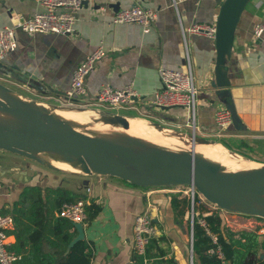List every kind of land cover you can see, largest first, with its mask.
I'll return each instance as SVG.
<instances>
[{
  "label": "crops",
  "instance_id": "crops-1",
  "mask_svg": "<svg viewBox=\"0 0 264 264\" xmlns=\"http://www.w3.org/2000/svg\"><path fill=\"white\" fill-rule=\"evenodd\" d=\"M263 1H249L235 30L227 68L230 85L220 90L232 100L235 118L222 132L214 121L217 108L224 106L217 97L220 91L208 87L216 61L214 41L201 35L186 34L183 38L181 32V27L196 23L215 24L219 11L215 1L187 0L174 7L171 0H85L77 14L73 34L29 36L17 31V48L1 63L15 75L7 77L27 93L54 104L55 97L69 90L72 74L80 62L102 44L105 55L84 81L86 93L82 102L92 103L103 85L115 89L132 85L137 97L117 115L189 134L191 117L187 109H154L151 100L153 93L162 88L160 69L186 72L190 65L198 91L195 115L198 138L215 139L214 145L246 160L245 149L257 148L264 152V32L259 40L253 39L254 24L264 23V5L258 6ZM135 5L156 12L155 22L147 34L138 25L112 22L115 13ZM39 11L36 0H0V30L11 24L14 15L28 18ZM222 142L232 145L237 152ZM253 142L260 143V147ZM31 183L70 191L82 197L87 206L100 207L97 216L83 228L84 240L92 250L90 264H134V220L149 206L158 230L149 245L150 264H190L191 200L188 195L178 193L177 187L141 188L114 177L95 175L67 179L39 169H33ZM18 186L7 180L1 183L0 209L16 200ZM204 206L209 211L215 210ZM241 227L240 230H258L264 235L261 224ZM13 229L9 231L10 248L15 244Z\"/></svg>",
  "mask_w": 264,
  "mask_h": 264
},
{
  "label": "water",
  "instance_id": "water-1",
  "mask_svg": "<svg viewBox=\"0 0 264 264\" xmlns=\"http://www.w3.org/2000/svg\"><path fill=\"white\" fill-rule=\"evenodd\" d=\"M214 1L219 5L215 21L216 61L208 87L220 91L230 85L227 68L235 30L250 0ZM0 74L15 77L1 62ZM217 97L234 119L235 108L227 93L220 91ZM0 112L23 120L16 127L0 121V151L32 159L39 164L43 163L36 157L37 153L56 154L67 162L80 164L86 175L114 177L135 187L189 186L219 209L264 220V166L237 172L216 170L194 151H166L133 137H91L65 128L61 120L32 103L19 100L1 84ZM100 121L121 125L125 130L129 127L126 118L117 114H103ZM191 139L193 148L196 140L209 143L194 135ZM14 172L12 178L27 181L26 172ZM73 225L78 233L73 242L84 240L83 227Z\"/></svg>",
  "mask_w": 264,
  "mask_h": 264
},
{
  "label": "built area",
  "instance_id": "built-area-1",
  "mask_svg": "<svg viewBox=\"0 0 264 264\" xmlns=\"http://www.w3.org/2000/svg\"><path fill=\"white\" fill-rule=\"evenodd\" d=\"M85 0H36L41 11L31 17L25 18L22 15H14L8 27L0 30V62L10 52L17 48L16 32L20 31L26 35L53 34L58 36H69L74 33V24L77 20L78 12L83 8ZM176 7L178 2L187 0H171ZM214 1V0H211ZM264 5V1L258 6ZM156 12L149 8L135 5L128 9H123L114 14L112 22L114 24H134L141 27L144 34L149 33L151 26L155 22ZM183 38L185 35H201L212 41L215 40V24L196 23L187 28L181 27ZM264 32V23L257 22L253 26V39L259 40ZM105 55L104 47L99 44L96 49L80 62L72 74L70 88L66 93L54 98V103L63 107L75 108H95L105 111H119L125 105L137 97L132 85H127L123 89H115L108 85L100 87L92 103H84L85 87L84 81L94 68L95 64ZM264 63V59H263ZM159 79L162 88L155 91L152 96L151 106L154 109L181 107L190 112L191 125L190 134L197 137L195 127V115L197 105V88L190 65L186 72L174 71L169 69L159 70ZM214 121L219 131L227 130L232 123V114L225 107L217 108ZM1 187V181H0ZM178 193L186 194L191 200L190 223L191 229L188 238L190 264H193V220L204 229L210 236L207 224L202 216L193 211L195 197L200 199L199 193L189 187H177ZM87 202L77 199L73 202L65 201L58 208L56 215L58 218L65 219L72 224H80L83 228L87 223L85 208ZM147 207L143 212L135 217L133 232V251L136 255L143 258L142 264H150L146 258L147 247L151 240L158 235V230L153 223V213ZM13 228V218L11 215L0 214V264H20L22 256L11 250L9 242V231ZM213 238V237H212ZM215 241V238H213ZM219 256L221 257L220 253Z\"/></svg>",
  "mask_w": 264,
  "mask_h": 264
},
{
  "label": "trees",
  "instance_id": "trees-1",
  "mask_svg": "<svg viewBox=\"0 0 264 264\" xmlns=\"http://www.w3.org/2000/svg\"><path fill=\"white\" fill-rule=\"evenodd\" d=\"M31 182L15 183L20 188L16 200L0 209L1 215L13 218L15 244L11 250L22 255L20 264H90L92 250L89 243L85 240L73 242L78 235L74 225L55 217V211L63 202L82 197L60 188H42ZM99 211L100 207L93 204L86 206L87 221L93 220ZM193 211H198L199 216L209 213L202 219L210 234L208 236L194 218L193 264H264V235L258 230H231L224 225L217 210L209 211L197 197ZM148 252L149 246L146 258ZM142 261L143 258L134 252V264H142Z\"/></svg>",
  "mask_w": 264,
  "mask_h": 264
},
{
  "label": "bare ground",
  "instance_id": "bare-ground-1",
  "mask_svg": "<svg viewBox=\"0 0 264 264\" xmlns=\"http://www.w3.org/2000/svg\"><path fill=\"white\" fill-rule=\"evenodd\" d=\"M38 109H42L46 112H49L63 123L65 128L76 130L81 132L85 135L96 137V136H104V137H133L137 139H141L145 141L149 146L156 147L162 150L171 151L168 147V142L170 141L169 137H166L164 131L159 129H145L142 128V124L140 121H132V119L128 122L129 127L127 130L122 129L117 124H107L104 122H99L98 114L93 112L80 111L76 109H69V110H59V108H53L48 105L40 104L36 105L33 104ZM0 121L12 126L16 127L20 123H22V119L10 116L6 113L0 112ZM131 122V123H130ZM103 123V124H102ZM82 127H84L82 129ZM118 128L119 133H116L113 129L110 128ZM120 127V128H119ZM125 130V131H124ZM163 130V129H162ZM116 133V134H115ZM139 135L143 138L136 137L134 135ZM146 138V139H144ZM192 140V139H191ZM184 140L183 135H177L175 137L174 146L181 148L178 153L184 152L187 143ZM191 142V151H194L195 155L204 159L208 164L212 166V168L216 170L228 171V172H237V171H248L252 170L255 167H248L246 169H236L243 164V158L231 155L228 151H226L221 146L217 144H203L201 141L196 140L195 146L193 148L192 141ZM206 149H205V147ZM218 146V147H217ZM189 151V152H191ZM177 153V152H176ZM36 157L42 161V163L46 166H50L53 169H58L60 171L68 172V173H79L82 171L80 164H75L73 162H67L60 158L56 154L48 153V152H40L36 154ZM245 163V162H244ZM264 197V194L262 195ZM202 197H200L201 199ZM203 199V198H202Z\"/></svg>",
  "mask_w": 264,
  "mask_h": 264
},
{
  "label": "rangeland",
  "instance_id": "rangeland-1",
  "mask_svg": "<svg viewBox=\"0 0 264 264\" xmlns=\"http://www.w3.org/2000/svg\"><path fill=\"white\" fill-rule=\"evenodd\" d=\"M249 3L247 4V6L249 5ZM0 84L2 86H4L9 93H11L13 96L17 97L19 100H22V101H25V102H29V103H32V104H36V105L44 104V105H48L50 107L54 106V105H57L56 103H54V104H52L50 102L48 103L45 100H42V99H39V98H36V97L30 95L23 88H21L17 83L13 82V80H11L10 78H8L7 76H5L3 74H0ZM57 106H59L58 107L59 110L76 109V110H80V111L88 110L89 112H93L95 114L98 113L99 122H100V119L103 116V114H107V113L117 114V113H120V111H105V110H99V109H95V108L82 109V108H75V107H63V106H60V105H57ZM69 111H75V110H69ZM126 120L129 122L130 119H126ZM132 121H140L141 124H142V128H145V129H148V130L149 129H159L161 131L165 130L164 133L166 134V137L170 136L169 137L170 141L168 142V147L173 152H177L178 153V151L181 150V148H178V147L174 146L175 137L177 136L176 134H181V135L187 136L188 138H186V137L184 138V140H186L185 142L187 143V146L185 147V150H183V151L184 152L191 151V149H190L191 148L190 140H191V135L192 134L185 133V132H182V131L177 130V129H171V128L165 127V126L157 124V123H153V122L150 123V122L145 121L143 119H135V120H132ZM119 126L122 129H124L121 125H119ZM83 128L84 127H82V129ZM110 128L113 129V127H110ZM114 131H116V133H119V129L118 128H114L113 129V133H112L113 135H114ZM173 133H175V134H173ZM129 134L134 135L132 133H129ZM134 136L139 137V138H143V137H141L139 135H134ZM197 137H199V136L197 135ZM144 139H146V138H144ZM204 140L209 142V143H211V144L215 142V139H204ZM253 143H256L255 144L256 147H260V143H258V142H253ZM205 149H206V147H205ZM244 151L246 152L245 154H243V155H246L244 157L250 159L253 162L248 161V159L245 160L243 158L242 166H239L236 169H246L248 167L260 168V167L264 166V152L261 149H257L256 148V150H253V149L248 148V149H245ZM247 151L249 153H247ZM205 163L208 164L206 161H205ZM33 169H35V170L39 169V170L45 171V173H46V171L47 172H52V173H54L56 175H60V176L66 177L67 179L68 178H82V177L88 176V175L84 174L82 171L79 172L80 175H72V174H68V173H62V172H60L58 170L51 169V168L47 167L46 165L39 164L35 160L28 159V158H25V157H22V156H18V155H14V154H11V153H7V152H4V151H0V181H1V183H3L5 180L9 181L11 184H13V183L14 184L15 183H25L23 180H18L16 178L15 179L12 178V175L15 173L14 171H16V170L17 171L26 172V177H27V181L26 182L32 181L33 180ZM95 176H99V175H95ZM172 188H175V187H172ZM177 189H179V188H177ZM202 198L199 199V202L202 205H208L210 209L217 210L219 215H220V217L222 218V221H223L224 225L225 226L229 225V228L231 230H233V231H241L240 229H243L241 226L242 225H246L247 226V224H248V227L249 226H255L257 224H261V225L264 226V220H261V219H259L257 217H253V216H246V215H242V214H236V213H232V212H229V211H225V210L219 209L215 205H212V204L208 203L204 198L203 199ZM231 217H235V219L233 220Z\"/></svg>",
  "mask_w": 264,
  "mask_h": 264
}]
</instances>
